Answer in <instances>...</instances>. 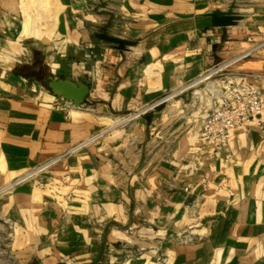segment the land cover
Segmentation results:
<instances>
[{
	"label": "crops",
	"instance_id": "crops-1",
	"mask_svg": "<svg viewBox=\"0 0 264 264\" xmlns=\"http://www.w3.org/2000/svg\"><path fill=\"white\" fill-rule=\"evenodd\" d=\"M214 11L238 19L213 27ZM247 52L228 72L264 104V0H0V188L22 179L0 202L10 255L264 264V110L187 166L208 113L196 81ZM48 76L87 78L81 105Z\"/></svg>",
	"mask_w": 264,
	"mask_h": 264
},
{
	"label": "built area",
	"instance_id": "built-area-1",
	"mask_svg": "<svg viewBox=\"0 0 264 264\" xmlns=\"http://www.w3.org/2000/svg\"><path fill=\"white\" fill-rule=\"evenodd\" d=\"M247 55L248 52L230 61L212 66L196 81L197 84L203 83V89H201L202 91L199 90L201 93L198 95L199 97L195 94V90L192 93L196 96L198 103H203L208 107V113L203 119L201 129L196 138V146L192 150L193 158L187 164L189 170L200 166L203 153H219L225 147L232 132L244 129L249 123H257L259 121L264 110L259 91L256 87L250 86L245 93H241L232 76L228 74L230 65L245 58ZM66 104L70 103L66 102ZM55 107L59 106L55 104ZM100 135L90 136L66 153L75 152L86 143L99 138ZM59 157L49 160L42 168L54 163ZM21 180H15L12 184L0 188V194L8 191L14 183H18Z\"/></svg>",
	"mask_w": 264,
	"mask_h": 264
},
{
	"label": "water",
	"instance_id": "water-1",
	"mask_svg": "<svg viewBox=\"0 0 264 264\" xmlns=\"http://www.w3.org/2000/svg\"><path fill=\"white\" fill-rule=\"evenodd\" d=\"M210 22L213 27L232 26L238 17L230 11L219 12L214 11L209 14ZM97 38L113 43L117 50H126V47L132 46V42L111 38L105 34L97 35ZM89 80L82 78L79 82L73 83L71 81L56 79L48 76L46 78V87L49 92L66 102H69L73 107L81 105L82 101L88 94Z\"/></svg>",
	"mask_w": 264,
	"mask_h": 264
},
{
	"label": "rangeland",
	"instance_id": "rangeland-1",
	"mask_svg": "<svg viewBox=\"0 0 264 264\" xmlns=\"http://www.w3.org/2000/svg\"><path fill=\"white\" fill-rule=\"evenodd\" d=\"M228 74H230V73L228 72ZM41 77L42 76H38V74L36 73V78H38L40 80V79H42ZM44 84H45V82H44ZM197 89H203V83H200V85H198L196 90ZM191 91H192V89L189 92H191ZM195 98H196V96H195ZM7 192L8 191L0 194V202ZM6 226H7V223L3 222L2 219L0 218V264H39V261L37 259H35L34 257H32L29 260H27L26 262H24L22 259H20L18 257L14 258L13 256L10 255V253L8 251L7 239H6L7 238L6 237Z\"/></svg>",
	"mask_w": 264,
	"mask_h": 264
},
{
	"label": "bare ground",
	"instance_id": "bare-ground-1",
	"mask_svg": "<svg viewBox=\"0 0 264 264\" xmlns=\"http://www.w3.org/2000/svg\"><path fill=\"white\" fill-rule=\"evenodd\" d=\"M195 94L198 96V95H200L201 93H200V91L199 90H195ZM172 96V95H171ZM199 97V96H198ZM135 113V112H134ZM133 113V114H134ZM138 115V114H137ZM137 117V116H136Z\"/></svg>",
	"mask_w": 264,
	"mask_h": 264
},
{
	"label": "trees",
	"instance_id": "trees-1",
	"mask_svg": "<svg viewBox=\"0 0 264 264\" xmlns=\"http://www.w3.org/2000/svg\"><path fill=\"white\" fill-rule=\"evenodd\" d=\"M33 76H35V77H36V74H33Z\"/></svg>",
	"mask_w": 264,
	"mask_h": 264
}]
</instances>
